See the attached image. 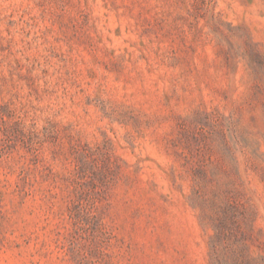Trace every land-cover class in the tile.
Instances as JSON below:
<instances>
[{
    "label": "rangeland",
    "instance_id": "1",
    "mask_svg": "<svg viewBox=\"0 0 264 264\" xmlns=\"http://www.w3.org/2000/svg\"><path fill=\"white\" fill-rule=\"evenodd\" d=\"M0 264H264V0H0Z\"/></svg>",
    "mask_w": 264,
    "mask_h": 264
}]
</instances>
